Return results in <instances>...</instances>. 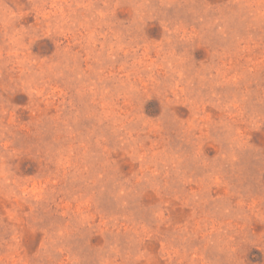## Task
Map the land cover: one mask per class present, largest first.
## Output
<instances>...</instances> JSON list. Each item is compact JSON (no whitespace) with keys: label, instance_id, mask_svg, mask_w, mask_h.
<instances>
[{"label":"rangeland","instance_id":"rangeland-1","mask_svg":"<svg viewBox=\"0 0 264 264\" xmlns=\"http://www.w3.org/2000/svg\"><path fill=\"white\" fill-rule=\"evenodd\" d=\"M0 264H264V0H0Z\"/></svg>","mask_w":264,"mask_h":264}]
</instances>
